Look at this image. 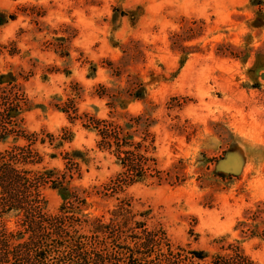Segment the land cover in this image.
Listing matches in <instances>:
<instances>
[{
  "label": "rangeland",
  "instance_id": "obj_1",
  "mask_svg": "<svg viewBox=\"0 0 264 264\" xmlns=\"http://www.w3.org/2000/svg\"><path fill=\"white\" fill-rule=\"evenodd\" d=\"M255 8L249 0H0V106L15 105L11 123L37 134L31 148L42 161L27 167L62 172L64 153L80 150L84 161L75 158L79 171L67 178L86 200L75 220L108 221L125 202L132 220L163 230L173 248L208 252L197 264L230 243L264 264V25L250 26ZM136 116L129 140L155 146L140 150L150 170L108 190L122 168L85 124L123 126ZM13 137L0 150L27 143ZM41 192L44 211L57 214L63 194ZM0 228L22 229L19 216L3 214Z\"/></svg>",
  "mask_w": 264,
  "mask_h": 264
},
{
  "label": "trees",
  "instance_id": "obj_2",
  "mask_svg": "<svg viewBox=\"0 0 264 264\" xmlns=\"http://www.w3.org/2000/svg\"><path fill=\"white\" fill-rule=\"evenodd\" d=\"M249 3L256 7L250 26H263L264 0H249ZM1 106L0 143H5L11 135L14 140L21 137L27 143L0 150V217L3 214L19 216L22 227L17 231L0 228V264H197L196 261H203L209 255L204 250L173 248L163 230L156 227L148 229L144 220H132L133 215L125 202L112 210L108 221L86 215L75 220L86 200L75 194L67 178L71 179L74 171H79L74 159L84 161L80 150L64 153L66 169L62 172L54 168L43 167L40 170L27 167L42 161V157L31 148L37 134L24 133L11 123L17 110L15 105ZM88 119L89 124L85 126H91L100 135L97 146L112 148L116 162L122 168L106 189L116 191L143 181L150 170L147 161L151 158L140 150L146 152L150 147L154 150L155 146L143 144L145 138L140 142L129 140V129L133 122L142 123V117H132V121L123 126L104 119ZM48 135L52 141L53 135ZM59 145L61 141L55 144ZM45 186L63 194L57 214L44 211L45 199L41 190ZM49 241L55 243L52 249L48 246ZM227 249L225 253L211 254L209 264H257L239 245L230 243ZM50 252H54L52 257H49Z\"/></svg>",
  "mask_w": 264,
  "mask_h": 264
},
{
  "label": "water",
  "instance_id": "obj_3",
  "mask_svg": "<svg viewBox=\"0 0 264 264\" xmlns=\"http://www.w3.org/2000/svg\"><path fill=\"white\" fill-rule=\"evenodd\" d=\"M263 77H264V75H263Z\"/></svg>",
  "mask_w": 264,
  "mask_h": 264
}]
</instances>
